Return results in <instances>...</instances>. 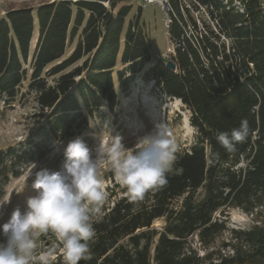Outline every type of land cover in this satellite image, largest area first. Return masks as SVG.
I'll return each instance as SVG.
<instances>
[{
    "label": "trees",
    "instance_id": "obj_1",
    "mask_svg": "<svg viewBox=\"0 0 264 264\" xmlns=\"http://www.w3.org/2000/svg\"><path fill=\"white\" fill-rule=\"evenodd\" d=\"M130 1L55 0L43 2L36 11L8 10L0 18V101L9 104L22 95L28 78L24 64L38 30L27 87L34 91L40 113H49L53 137L80 135L102 100L111 109L116 105L118 59L130 63L133 72L151 61L141 6L127 21ZM199 1L213 6L220 32L231 40L229 52L209 23L204 22L207 34L200 29L196 5L193 11L186 7L197 34L187 37L179 0H169L176 9L169 14V33L177 41L172 57L176 69L160 63L150 69L162 91L192 111L196 141L176 152L166 182L140 201H130L110 174L114 182L106 188L101 214L93 217L90 258L79 264H264V225L231 229V240L218 243L228 230L223 218L228 209L254 213L264 205V9L260 0ZM78 33L81 39L72 55L45 72L65 55ZM83 58L80 66L66 72ZM44 73L55 76L53 84ZM245 119L249 136L234 151H226L216 137ZM40 135L45 138V131ZM0 164L6 166L1 155ZM2 192L0 188V196ZM158 220L163 224L155 227ZM51 236L36 238L34 255L55 249L54 264H63L60 244ZM228 248L233 252H223Z\"/></svg>",
    "mask_w": 264,
    "mask_h": 264
},
{
    "label": "rangeland",
    "instance_id": "obj_2",
    "mask_svg": "<svg viewBox=\"0 0 264 264\" xmlns=\"http://www.w3.org/2000/svg\"><path fill=\"white\" fill-rule=\"evenodd\" d=\"M47 1L55 0H0V18L14 8L33 7L36 11L40 4ZM166 1L169 4V10L166 7L163 9L161 4L156 2L147 3L145 6L140 5L139 0L128 2L132 4V11L127 21L133 20L138 8L140 6L142 8V21L146 23L151 44V61L145 63L140 72H133L130 63L123 64L119 58L114 72L116 105L111 109L108 102L102 100V105L89 119L82 133L71 138L59 140L49 133L51 125L49 113L44 115L40 113L35 93L27 87L32 71L31 59L38 37V30H36L28 61L24 64L28 70V78L22 84L20 91L22 95L9 104L3 99L0 101V155L6 165L0 164V188L3 190L0 201H8L3 208H0V224L7 222L14 210L19 209L21 212L25 210L28 198L35 195L31 185L36 171L46 168L50 172H55L62 168L65 157L61 142L66 145L70 140L80 138L95 152L103 141L104 133L107 132L111 137L119 136L126 148L132 150L138 147L139 137L152 131L156 125L163 124L175 138L177 151L187 149L195 143L198 133L196 127L191 124L192 111L180 98L163 92L150 71L151 67L161 62L165 55L168 59H172L177 47V41L171 38L170 27L167 25L168 21L170 22L169 14L176 9L172 7L169 0ZM260 1L264 9V0ZM235 4L237 8L240 7L238 1ZM194 5H197L194 0H179L178 4L180 12L185 17V24L182 23V25L187 37L197 35L186 16V7L193 11ZM194 13L196 17H200V11L196 9ZM80 39L81 34L78 33L72 41L68 42L65 55L49 65L45 72L67 60ZM83 61L84 58L70 66L66 72L80 66ZM164 67L168 68L166 65ZM43 76L50 84L54 83L55 76L45 75V73ZM72 91L75 92L76 88L73 87ZM43 130L46 133L45 138L40 135ZM34 164L37 165L35 169ZM112 173L108 162L105 161L100 171L104 192L107 186H111L114 181L118 182L115 176L114 181L110 179ZM216 216L222 218L219 213ZM223 218L226 219L228 230L218 238V243L231 240V229L240 230L264 225V205L254 213L230 208ZM162 224L163 222L158 220L154 226L160 227ZM42 236L52 238L49 232L39 235L37 239L39 240ZM2 239L3 237L0 236V240ZM199 252L204 254L202 249H199ZM223 252L232 253L233 251L228 248Z\"/></svg>",
    "mask_w": 264,
    "mask_h": 264
},
{
    "label": "clouds",
    "instance_id": "obj_3",
    "mask_svg": "<svg viewBox=\"0 0 264 264\" xmlns=\"http://www.w3.org/2000/svg\"><path fill=\"white\" fill-rule=\"evenodd\" d=\"M249 134L245 119L239 127L230 133L221 132L216 139L232 152ZM137 145L128 150L119 136L111 137L107 132L95 152L80 138L66 145L61 142L65 157L62 168L55 172L46 168L36 171L31 185L35 195L28 198L25 210H14L8 221L0 224V264H54L55 249L34 255L36 238L49 232L60 244L63 264L89 259V241L95 236L93 217L101 214L106 199L100 180L105 161L128 199L136 202L166 182V173L176 160L175 138L163 124L139 137ZM7 203L0 201V208Z\"/></svg>",
    "mask_w": 264,
    "mask_h": 264
},
{
    "label": "built area",
    "instance_id": "obj_4",
    "mask_svg": "<svg viewBox=\"0 0 264 264\" xmlns=\"http://www.w3.org/2000/svg\"><path fill=\"white\" fill-rule=\"evenodd\" d=\"M194 1L197 4L196 5V9L198 11H200V17H196L195 16L197 18V22H198V25H199L200 29L204 33L207 34L206 28L204 26V22L209 23L213 27V29L216 31V33L219 34L221 39L226 42V45H227V48H228V52H229V48L231 46V40L220 32V30H219L220 26H219L218 17H216L215 15L211 14V11L214 10L213 6L209 5V4H202L199 0H194ZM139 2H140V5H144V6L147 3H152V2L160 3L163 9L166 7L169 10V4H168V2L166 0H139ZM194 15H195V13H194ZM169 20H170V22L168 21L167 25L170 27L172 20H171V18ZM167 60H168V57L165 55L164 58H162L160 60L161 62H159V63L162 66H165L166 63H167Z\"/></svg>",
    "mask_w": 264,
    "mask_h": 264
},
{
    "label": "water",
    "instance_id": "obj_5",
    "mask_svg": "<svg viewBox=\"0 0 264 264\" xmlns=\"http://www.w3.org/2000/svg\"><path fill=\"white\" fill-rule=\"evenodd\" d=\"M166 66L171 70L176 69V63L172 59L167 60Z\"/></svg>",
    "mask_w": 264,
    "mask_h": 264
}]
</instances>
